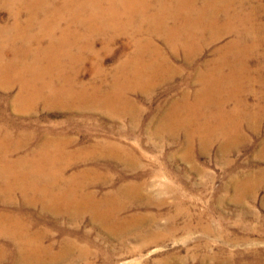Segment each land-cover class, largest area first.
Listing matches in <instances>:
<instances>
[{
  "label": "bare ground",
  "instance_id": "bare-ground-1",
  "mask_svg": "<svg viewBox=\"0 0 264 264\" xmlns=\"http://www.w3.org/2000/svg\"><path fill=\"white\" fill-rule=\"evenodd\" d=\"M235 1L203 0L198 6V0H0L5 8L16 9L12 22L0 25V89L16 91L0 102L21 113L43 105L123 117L139 110L128 98L129 90L151 94L158 84L184 73V65H195L205 47L231 37L181 84L179 97L164 110L155 131L169 138L183 133L190 149L195 142L201 147L219 143L228 154L248 142L243 129L255 136L264 125V103L256 109L249 102L264 92V70L249 66L257 50L264 49V3L252 0L256 5L247 11L242 2L233 8ZM21 7L28 10L23 20ZM203 18L207 28H199ZM120 34L128 35L133 48L112 70V80L105 85L93 75V81L83 82L79 64L96 55L94 37L108 36L110 43ZM180 56L184 65L174 60ZM92 67L102 74L99 66ZM9 122L0 120V264H52L71 249L66 242L59 253L53 242L46 245L45 237L31 228L36 223L27 216L28 207L69 219L88 215L119 234L135 225L136 218L122 215L133 188L99 197L86 191L96 166L69 173L95 157L134 167L133 155L122 145L99 143L83 150L61 137L34 141ZM262 146L264 152V140ZM258 174L264 183V170ZM253 178L241 187L257 181Z\"/></svg>",
  "mask_w": 264,
  "mask_h": 264
},
{
  "label": "rangeland",
  "instance_id": "rangeland-1",
  "mask_svg": "<svg viewBox=\"0 0 264 264\" xmlns=\"http://www.w3.org/2000/svg\"><path fill=\"white\" fill-rule=\"evenodd\" d=\"M198 2L201 6L203 0ZM240 2L247 11L256 5L252 0H237L233 8ZM21 8L23 20L28 10ZM15 10L0 3V25L11 23ZM203 21L199 28L208 27ZM94 38L96 57L79 64V77L88 83L95 75L106 85L112 80V70L132 51L131 39L126 34L110 43L108 36ZM231 40L226 37L219 44L205 47L194 69L193 65H184L181 56L175 57L177 64L185 66L183 75L158 84L148 95L129 90L128 98L139 110L123 117L88 108L43 105L21 113L7 110V106L5 109L6 101L1 100L0 120L20 125L34 141L61 137L73 141L74 149L83 150L99 143H119L135 160L131 167L122 160L95 157L77 163L69 171L96 166L97 173H93L86 191L99 197L120 187L135 190L126 199L122 215L136 218L137 224L130 225L123 234L99 225L88 215L69 219L41 213L39 207H28L29 214L25 209L36 223L31 228L45 237L46 245L53 242L58 253L64 242L71 247L66 256L52 264H264V183L258 181V173L264 170V125L259 126L255 136L243 129L248 133V142L237 144L228 154L219 143L201 147L195 142L190 149L183 133L176 138L155 133L164 110L179 97L181 84L187 82L198 64L214 58L216 49ZM157 43L164 47L161 39ZM263 56L261 47L249 60L250 68L264 70ZM257 57L260 59L255 60ZM92 66H99L102 74L92 72ZM190 89L194 84L190 83ZM15 91V87L11 92L0 89V97L11 98ZM249 102L257 109L264 103V92L257 98L251 96ZM251 175L257 181L242 188ZM41 264H48L47 260Z\"/></svg>",
  "mask_w": 264,
  "mask_h": 264
}]
</instances>
